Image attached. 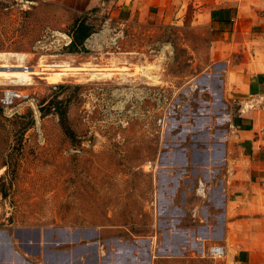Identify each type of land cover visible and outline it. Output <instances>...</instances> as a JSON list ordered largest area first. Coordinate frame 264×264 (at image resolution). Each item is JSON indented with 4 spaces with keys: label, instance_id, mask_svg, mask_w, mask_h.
<instances>
[{
    "label": "rangeland",
    "instance_id": "374dc122",
    "mask_svg": "<svg viewBox=\"0 0 264 264\" xmlns=\"http://www.w3.org/2000/svg\"><path fill=\"white\" fill-rule=\"evenodd\" d=\"M81 22L88 35L73 51ZM213 36L222 35L188 13L139 22L116 18L106 6L79 12L59 1L0 0V55L6 54L0 71H31L26 81L0 73L6 76L0 95L5 88L28 94L9 106L0 102V234L8 237L17 226L93 225L104 237L152 240V264H225L238 257L222 245L219 257L208 255L212 244L178 255L157 245L158 195L168 197L174 184H160V174L186 173L192 202L208 206L206 177L218 165L195 162L193 149L222 143L226 130L228 142L238 134L232 126L238 104L228 103L223 121L206 109L217 87L225 94L210 76L224 77L217 61L223 48L211 44ZM63 68L67 75L54 81L52 69ZM148 163L152 169L144 171Z\"/></svg>",
    "mask_w": 264,
    "mask_h": 264
},
{
    "label": "crops",
    "instance_id": "0c3cea01",
    "mask_svg": "<svg viewBox=\"0 0 264 264\" xmlns=\"http://www.w3.org/2000/svg\"><path fill=\"white\" fill-rule=\"evenodd\" d=\"M50 1L71 5L79 12L106 6L116 18L139 22L155 18L166 23L188 13L193 22L208 25L214 35H222L220 39L213 36L211 44L223 48L217 61L224 77L219 79L218 73L210 76L218 84L221 81L225 94L227 86L233 93L226 96L217 87L218 97H213V104L210 102L206 109L221 116L228 113L231 100L238 104L232 121L238 134L233 132V140L228 142L226 130L227 140L222 143L213 142L211 149H193L195 162L218 165L217 172L206 177L211 186L205 196L210 206L192 202L195 190L186 173L160 174V184H174L165 189L168 197L162 190L158 195L160 234L152 238L160 239V250L177 255L200 244H218L238 255L228 257L225 264H264V90L257 88L264 79L258 77L264 74V0ZM229 70H233V77L227 74ZM191 213L200 215V220L196 222ZM185 215L188 218L182 223ZM151 251L152 240L104 237L93 225L17 226L8 237L0 234V264H152L155 256Z\"/></svg>",
    "mask_w": 264,
    "mask_h": 264
},
{
    "label": "built area",
    "instance_id": "2783aa9c",
    "mask_svg": "<svg viewBox=\"0 0 264 264\" xmlns=\"http://www.w3.org/2000/svg\"><path fill=\"white\" fill-rule=\"evenodd\" d=\"M116 37L112 38V43H116ZM28 97V94L25 92H21L17 89L14 88H5L1 95H0V102L2 105L4 106H9L11 105L14 100L16 99H26ZM152 169V165L150 163L148 164H144L143 165V170L144 171H150ZM203 184L202 182L199 183L198 188L196 189L197 192L201 193L203 192V188H202ZM208 255L212 256V257H219L221 255H223L224 253V248L220 245H211L208 248L207 251Z\"/></svg>",
    "mask_w": 264,
    "mask_h": 264
},
{
    "label": "bare ground",
    "instance_id": "6f19581e",
    "mask_svg": "<svg viewBox=\"0 0 264 264\" xmlns=\"http://www.w3.org/2000/svg\"><path fill=\"white\" fill-rule=\"evenodd\" d=\"M10 54V53H9ZM11 56V55H10ZM9 56V57H10ZM13 56V54H12ZM18 56V55H17ZM0 57H5L6 59V54H2L0 55ZM18 58V57H17ZM21 59V58H20ZM51 65V64H50ZM53 65H56L58 66V64H53ZM52 66V65H51ZM62 66V65H61ZM22 68L21 70H17V71H0V73H8L6 76H9V77H13L14 78H18L21 79V80H28L31 78L30 74H31V71H29L28 69H26L27 67L25 66H22L20 67ZM49 70V69H48ZM51 70V69H50ZM49 70V71H50ZM35 73V72H34ZM33 74V73H32ZM51 77L53 78V80H61L62 81V78H64L66 75H67V69L63 68V69H52V72L50 73ZM0 76H5V75H0ZM5 76V77H6ZM48 77V76H47ZM10 79V78H9ZM4 80V78L2 79ZM6 80V79H5ZM64 80V79H63ZM10 82V81H9ZM214 245H218V244H214Z\"/></svg>",
    "mask_w": 264,
    "mask_h": 264
},
{
    "label": "trees",
    "instance_id": "16d2710c",
    "mask_svg": "<svg viewBox=\"0 0 264 264\" xmlns=\"http://www.w3.org/2000/svg\"><path fill=\"white\" fill-rule=\"evenodd\" d=\"M75 32H76V36L73 37L70 42V50H73V51H76L77 50L76 48L79 45L82 46L85 37L88 35L87 27L82 22L79 25H77ZM59 114L62 117V113L59 112Z\"/></svg>",
    "mask_w": 264,
    "mask_h": 264
}]
</instances>
